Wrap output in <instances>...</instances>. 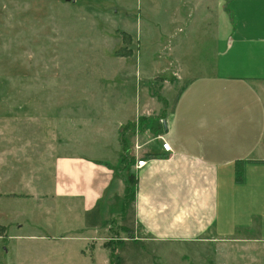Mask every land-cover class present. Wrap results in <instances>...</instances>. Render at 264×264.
<instances>
[{
    "label": "crops",
    "instance_id": "1",
    "mask_svg": "<svg viewBox=\"0 0 264 264\" xmlns=\"http://www.w3.org/2000/svg\"><path fill=\"white\" fill-rule=\"evenodd\" d=\"M229 6L234 21L222 9L210 24L209 49L173 52L177 78L189 82L157 136L148 127L135 136L130 131L149 117L143 98L128 115L120 111L125 104L76 121L62 113L55 128V118L38 117L30 102L7 98L18 85L0 86V227L8 232L18 223L32 230L30 237L79 242V264L91 262L88 242L93 253L107 251L99 238L112 220L123 231L129 224L140 229L144 244L191 245L194 252L220 240L264 242V0ZM122 155L134 163L122 167ZM132 173L134 201L122 217ZM22 212L31 213L23 226Z\"/></svg>",
    "mask_w": 264,
    "mask_h": 264
},
{
    "label": "rangeland",
    "instance_id": "2",
    "mask_svg": "<svg viewBox=\"0 0 264 264\" xmlns=\"http://www.w3.org/2000/svg\"><path fill=\"white\" fill-rule=\"evenodd\" d=\"M229 3L230 0H0V86L18 85L20 90L5 93L7 98L30 102L38 117L47 113L48 119L55 118V128L59 127L62 113L67 112L76 121L75 116L87 117L94 109L97 112L125 104L120 111L128 115L133 101L143 98L151 118L148 127L151 123L161 129L163 119L158 116L172 108L189 82L177 78L173 52L184 50L189 55L194 50L209 49L210 24L220 18L222 9L230 11ZM130 131L134 136L141 133L138 127ZM132 178L135 183L134 173ZM134 189L133 185V192ZM30 218L31 213L22 212L18 221L23 226ZM105 223L110 229L99 239L103 243H120L115 249L119 264H264V242L220 240L194 252L188 250L193 248L191 245L144 244L140 229L133 224H129L130 231H123L119 220ZM12 226L15 229L8 232L0 228L3 263L81 262L74 253L79 242L59 239L54 244L48 242V236L30 237L32 230H21L18 223ZM90 245L88 242L84 252L91 261L87 263L109 264L104 256L108 252L93 253ZM2 247L9 253H3Z\"/></svg>",
    "mask_w": 264,
    "mask_h": 264
},
{
    "label": "trees",
    "instance_id": "3",
    "mask_svg": "<svg viewBox=\"0 0 264 264\" xmlns=\"http://www.w3.org/2000/svg\"><path fill=\"white\" fill-rule=\"evenodd\" d=\"M226 13L228 14L229 16V19L231 21H234V17H233V14L230 12V11H226ZM130 54V51H128V54L126 55H129ZM123 56V55H121ZM150 117L146 118V117H140L138 119V123L137 125H130V127H138L139 128V132H144V130H146V128L148 127V123L150 121ZM160 119H163V116H160ZM128 128V127H127ZM126 128V129H127ZM149 128V131L153 132V135L154 136H157L159 133H162V128L159 129H155L153 127V125L150 123V127ZM126 129H122L119 133V139H120V145L122 146L123 148V144H124V140H123V136H124V132L126 131ZM122 164V167L125 165L127 166H130L134 163V160L132 158H129L125 155H122L121 156V162ZM128 179L125 180V192H124V197L121 201V205H122V213H125V210L127 209L128 205L133 201L134 199V195H135V189H134V192L132 191V187L134 185V188H135V183L133 181V178H132V175H128L127 176ZM1 228V227H0ZM120 244V243H115V244H112L111 241L109 240L108 243H105L103 246L104 248L108 251V261H109V264H119V261H118V258L115 257V249H116V246Z\"/></svg>",
    "mask_w": 264,
    "mask_h": 264
},
{
    "label": "built area",
    "instance_id": "4",
    "mask_svg": "<svg viewBox=\"0 0 264 264\" xmlns=\"http://www.w3.org/2000/svg\"><path fill=\"white\" fill-rule=\"evenodd\" d=\"M157 138H158V140H160L161 149H162L165 153H169V152H171L169 144H168L164 139H162V137H157ZM144 164H145L144 161L139 160V161H137V163H136V167H137V168H141V167L144 166Z\"/></svg>",
    "mask_w": 264,
    "mask_h": 264
}]
</instances>
